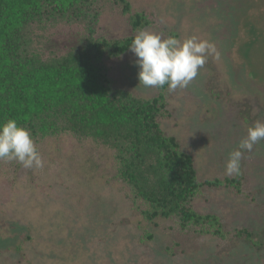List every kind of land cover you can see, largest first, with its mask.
I'll return each instance as SVG.
<instances>
[{"label": "rangeland", "instance_id": "obj_1", "mask_svg": "<svg viewBox=\"0 0 264 264\" xmlns=\"http://www.w3.org/2000/svg\"><path fill=\"white\" fill-rule=\"evenodd\" d=\"M128 1L130 13L108 4L95 37L135 36L130 18L143 14L144 29L195 35L219 52L186 88L166 87L161 126L193 156L199 180L210 182L193 208L216 216L224 237L178 219L148 221L115 151L63 133L35 142L43 168L0 160V264H264V140L244 153L241 174L225 175L248 127L264 122V0ZM64 29L48 48L78 45L80 31ZM135 59L130 50L114 60L115 87L158 97V87L140 84ZM236 178L240 185L228 186Z\"/></svg>", "mask_w": 264, "mask_h": 264}, {"label": "trees", "instance_id": "obj_2", "mask_svg": "<svg viewBox=\"0 0 264 264\" xmlns=\"http://www.w3.org/2000/svg\"><path fill=\"white\" fill-rule=\"evenodd\" d=\"M109 3L131 12L128 0H0V122L16 120L37 143L68 133L114 150L148 221L178 219L224 237L216 216L193 208L210 182L199 180L193 156L162 129L167 85L143 99L112 82V63L130 51L134 36L95 37ZM130 20L135 31L150 23L143 14ZM64 28L80 31L78 45L48 48Z\"/></svg>", "mask_w": 264, "mask_h": 264}, {"label": "clouds", "instance_id": "obj_3", "mask_svg": "<svg viewBox=\"0 0 264 264\" xmlns=\"http://www.w3.org/2000/svg\"><path fill=\"white\" fill-rule=\"evenodd\" d=\"M128 48L136 57L140 84L158 88L167 85L169 91L186 88L210 56L219 59L214 42L195 35L184 39L164 38L143 28L136 31ZM261 140H264V122L257 120L248 127L247 135L237 148L229 153L225 175L241 174L244 153L252 152ZM0 160L17 161L27 169L44 167L43 157L30 131L14 119L0 122Z\"/></svg>", "mask_w": 264, "mask_h": 264}]
</instances>
